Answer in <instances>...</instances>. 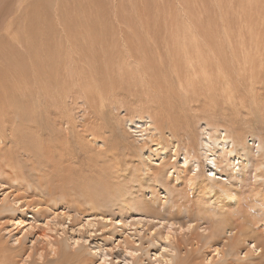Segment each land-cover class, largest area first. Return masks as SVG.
I'll return each mask as SVG.
<instances>
[{"label": "rangeland", "instance_id": "374dc122", "mask_svg": "<svg viewBox=\"0 0 264 264\" xmlns=\"http://www.w3.org/2000/svg\"><path fill=\"white\" fill-rule=\"evenodd\" d=\"M4 90L22 98L25 119L34 123L17 127L28 130L20 140L12 138L13 126L0 131V210L16 198L33 200L40 211L32 220L34 209L21 207L19 227L12 224L19 216L1 212L0 259L19 246L16 236L25 248L17 264H55L46 244L56 238L60 249L77 254L74 264H122L125 236L136 241L140 264H163V244L176 245L171 264L264 259V251L262 257L249 251V240L235 256L213 249L228 237V225L237 232L247 225L264 230V0H0V94ZM14 108L0 102L2 111ZM145 115L162 151H148L161 148L149 136L146 149L136 144L147 125L137 116ZM65 126L81 133L67 134ZM206 128L214 142L220 132L249 149L247 163L231 153L235 170L243 164L241 185L228 179L236 199L205 178ZM88 135L100 142H87ZM184 154L190 166L199 163L194 181L210 185L206 191L170 180ZM160 167L163 174L151 180ZM152 200H170L171 211L194 205L192 217L182 211L184 227L170 226L139 210ZM62 212L71 214L68 220ZM217 221L226 222L220 235L212 232Z\"/></svg>", "mask_w": 264, "mask_h": 264}, {"label": "bare ground", "instance_id": "6f19581e", "mask_svg": "<svg viewBox=\"0 0 264 264\" xmlns=\"http://www.w3.org/2000/svg\"><path fill=\"white\" fill-rule=\"evenodd\" d=\"M199 49H200V52H201V47H199ZM198 49V50H199ZM196 51H197V49H196ZM198 53V52H197ZM195 54V53H194ZM200 55V54H199ZM198 55V56H199ZM202 55V54H201ZM197 55H196V57H198ZM188 58H189V55H188ZM199 58V57H198ZM189 59H191V58H189ZM206 59V58H205ZM206 60H208V59H206ZM201 61V60H200ZM208 63V62H207ZM206 64V63H205ZM198 65H200V64H198ZM172 66V65H171ZM202 67V66H201ZM200 67V68H201ZM199 68V69H200ZM201 69H203V67L201 68ZM143 75V74H142ZM122 79V78H121ZM125 79V78H124ZM107 88V87H106ZM152 88V87H151ZM154 89V88H153ZM152 89V90H153ZM156 89V88H155ZM7 91V90H6ZM108 91V90H107ZM154 91V90H153ZM4 92H5V90H4ZM5 94H6V92H5ZM42 96H44V94L42 95ZM107 96V95H106ZM0 97L4 100H0V102H5V103H7L8 104V106L11 108L13 105H14V109H12V111L11 112H5V111H2L1 109H0V131H4L5 129H7V128H11L12 126L14 127V128H17V127H20V126H25V127H23V128H26V126L29 124H31L32 123V125H33V121H27L26 119H25V116H28V115H26L27 114V110L24 112L23 110H21V106L23 107V102H22V98H17L15 95H13V94H10V95H8V94H6V95H4V94H0ZM37 98V97H36ZM46 98V97H45ZM21 101V102H20ZM26 101V100H25ZM98 101V100H97ZM96 101V102H97ZM113 101V100H112ZM39 102H41L40 101V99H36V103H39ZM55 102H57V101H54V100H52V103L53 104H55ZM103 103H104V101H103ZM40 104V103H39ZM43 104V103H42ZM61 104V103H60ZM106 104V103H105ZM109 104V106H112L113 107V105H114V103H111L110 104V102L108 103ZM48 105V104H47ZM95 105H97V103H95ZM101 105V104H100ZM56 106H57V103H56ZM59 106V105H58ZM115 107V106H114ZM113 107V108H114ZM117 107V106H116ZM115 107V108H116ZM33 108H35V106L33 107ZM39 108H41V107H39ZM6 109H7V107H6ZM112 109V108H111ZM4 110V109H3ZM40 111V110H39ZM46 111V110H45ZM38 112V111H37ZM37 112H34V110H33V112H31V114H34V113H37ZM42 112V111H41ZM40 112V113H41ZM80 113V112H79ZM69 114V113H68ZM74 114V113H73ZM42 115V114H41ZM127 116H130V115H127ZM10 117H13L12 118V120H11V118ZM131 117V116H130ZM126 118V117H124V118H126V119H124L125 121H128V122H130V123H133V120L131 119V118ZM138 117V119H147V125L146 126H144L142 129H140L139 130V136L141 137V141H140V143H142V144H140V143H136V144H138V146L139 147H142V146H144L145 147V149H146V142H145V140L148 138L147 136H149V138L150 139H148V140H151L152 138H154V139H152L151 141H153V140H156L155 141V143L156 144H160V137H159V135L157 134V133H154V131H153V129L151 128V123L149 122V115H145V116H137ZM28 118V117H27ZM73 118V117H72ZM134 119V118H133ZM169 119V118H168ZM123 120V121H124ZM16 121V122H15ZM27 121V122H26ZM67 121V120H66ZM124 121V122H125ZM140 121V120H139ZM173 121V120H172ZM68 122H69V120H68ZM121 122V121H120ZM120 122H119V124H120ZM167 122H168V120H167ZM170 119H169V122H168V124H170ZM66 123V122H65ZM137 123V122H136ZM135 123V124H136ZM74 124V123H73ZM134 124V123H133ZM16 127H15V126ZM124 125V124H123ZM172 125V124H171ZM63 126V125H62ZM132 126V125H131ZM138 126H143V124H138L137 125V127ZM12 127V128H13ZM128 127V126H127ZM126 126H125V128L124 129H126L127 128ZM205 127H206V125H205ZM129 128V130H130V128L132 129V127H128ZM127 128V129H128ZM28 129V128H27ZM58 129H61V131L63 132V129L61 128V126L60 127H58ZM64 129H67V126H65V128ZM212 129V128H211ZM25 129H23V130H21L20 128H17L16 130H11L10 131V133H12L13 135H12V138L13 139H18V138H23L24 136H25V134L24 133H22V131H24ZM72 131V129H70V128H68L66 131H65V133H69V132H71ZM132 130H134V129H132ZM214 131H216L215 129H213ZM26 131H28V130H26ZM26 131H24V132H26ZM135 131V130H134ZM151 131H153V132H151ZM157 131H158V129H157ZM204 131H206L205 132V135L204 136H202L201 137V143H202V145H204V147H205V150H204V152H203V154H202V156L205 158V162L206 163H208V164H210V165H208V170H209V172L207 173V176L205 177L206 179H209V180H212L215 184L214 185H216L217 187H218V192H219V194H221V195H223L224 197H227V198H229V199H236L237 198V191H235L234 190V188L232 187L233 185L232 184H234V183H232V182H229L228 181V179H232V180H235V181H237V183H240V185H241V183H242V180L243 179H241V176H242V173L241 172H239L238 170H241L242 169V165L241 166H239L236 170L234 169V167H235V165H237L238 164V162L236 161V162H234V161H232V162H230V158H231V153L232 152H234V151H236L237 153L236 154H238L239 155V158H241L240 159V161H248V162H251V161H249V158L251 157L250 155H249V149L247 148V146H246V144H244V142L241 140V139H239V140H235L234 142L233 141H231V139H234V138H231V137H229V136H226L225 135V137L228 139V142L226 141V139H224V136L220 133V132H218V134L216 135V137H215V141H217V142H214L213 141V135H211V132H210V130L209 131H207V128L206 129H204ZM73 135H76V134H80L81 132H79V131H77V130H75L74 131V128H73ZM159 132V131H158ZM217 132V131H216ZM136 133V132H135ZM23 134H24V136H23ZM85 134V133H84ZM94 134V133H93ZM95 135V134H94ZM94 135H92V136H90L89 137V135H88V139L86 138V141L88 142V141H90V143L92 144V142H100V141H97V139H95L94 138ZM18 137V138H17ZM137 137V136H136ZM11 138V137H10ZM24 138H26V136L24 137ZM229 138H231V139H229ZM20 139H18V140H20ZM135 138H133V140H134ZM137 140L139 139V138H136ZM159 139V140H158ZM170 139H171V137H170ZM220 139V140H219ZM18 140H15V141H18ZM23 140V139H22ZM25 140V139H24ZM219 141H220V143L221 144H219ZM148 142V141H147ZM260 142V141H259ZM89 143V144H90ZM98 144V143H97ZM100 144H103L102 142L100 143ZM140 144V145H139ZM172 144V143H171ZM213 144H215V145H213ZM219 144V145H218ZM257 146H255V151L256 152H258L259 151V149L261 148V146H262V144H261V142H260V144L257 142ZM173 145V144H172ZM160 146H161V144H160ZM163 146V145H162ZM162 146H161V148L158 150V147H155L154 148V150H152V148H149V147H147V149H148V151L150 152V153H152V152H154V151H162ZM237 147V149H236V147ZM143 147V148H144ZM142 148V149H143ZM188 148V147H187ZM164 149V148H163ZM240 151H239V150ZM207 150H209V151H207ZM149 153V154H150ZM6 154V153H5ZM4 154V155H5ZM149 154H147L146 155V157L148 158L149 157ZM1 155H3V153L1 154ZM7 155V154H6ZM194 155H197L196 153L194 154ZM194 155H192V156H194ZM51 157V156H50ZM255 157V156H254ZM253 157V158H254ZM234 159V158H233ZM232 159V160H233ZM145 160V159H144ZM189 161H188V157H187V154H184L183 155V158H182V161L180 162V168H178V169H176L175 170V175L173 176L172 175V177L170 178L168 175V178H170V180L171 181H173L174 183H180V186H184L185 188H186V190H189V191H193V186H196V187H202L200 184H196V182L194 181V177L196 176V174L197 173H199V170H197V173H196V168H198V164L199 163H194V165L195 166H193V165H189V163H188ZM182 163V164H181ZM247 163V162H246ZM253 163V162H252ZM160 164V163H159ZM144 168L146 167V166H148L146 163H144ZM231 165H232V167H231ZM253 165L255 166L256 165V162H255V164L253 163ZM152 166H148V169H150ZM192 169V172L191 173H189V171ZM157 171H155V169L152 171L153 173H152V176H151V180H154V178H157L158 177V174H159V172H161L162 174H163V171H162V167H160V168H158V169H156ZM219 173H221V174H219ZM224 173H225V179H222V177H223V175H224ZM252 177H254V175L252 176ZM166 180H167V177H166ZM225 181H228L229 182V184L228 183H226ZM241 181V182H240ZM225 182V183H224ZM255 182H257L256 180H255ZM40 183V182H39ZM257 184V183H256ZM40 185V184H39ZM42 185V184H41ZM44 186V185H43ZM211 187L210 185H208V184H206L205 185V187ZM205 187H202V189L203 190H205L206 191V188ZM175 189V188H174ZM175 192L176 193H178V192H181L182 193V191L181 190H179V189H175ZM23 196V195H22ZM21 196V197H22ZM25 196V195H24ZM28 196V195H27ZM38 196V195H37ZM185 196V194L183 195V197ZM27 198V197H26ZM29 198V197H28ZM40 198H42L41 196H40ZM200 198H202V197H200ZM30 199V198H29ZM44 199V198H43ZM39 201V200H38ZM144 204V206L143 207H140V211H142L144 214H146L147 212H149V213H156V215L154 216V217H157L159 220H165V221H167L169 224H170V226H174V225H176L178 228H183L184 227V223H183V219H184V216H183V214H182V211H185L186 212V217L188 218V219H191V217H192V215L189 213L190 212V210L193 208V206L194 205H190V206H179L176 210H173V211H171V209H172V203H171V201L169 200V203L167 204V201H164V202H162V203H160L158 200H152L151 202L149 201V203L148 204H145V203H143ZM36 205H38V204H34V202H33V200H29L28 201V199H25L24 201H21L20 199H16V198H14V199H12L11 201L9 200V203H4L3 204V206H2V208H1V210H0V214H1V212H4V213H9V215H13V217H15V216H19V217H15L12 221H13V223L12 224H16V226L17 227H19L20 226V224L22 225V223L25 221L24 219V217L23 216H21L20 214H18V215H16V213L15 212H19V213H21L23 210L21 209V207L22 208H26V210H28V209H31V210H33L32 211V215H31V219L33 220V219H36L35 218V216H37L38 214L37 213H39V209H37V207L36 208H34V206H36ZM43 207V206H42ZM41 207V208H42ZM47 206H45V208H46ZM11 208H13V211H10V209ZM40 208V207H39ZM19 209V210H18ZM44 208H42V210H43ZM45 211V210H44ZM152 211H154V212H152ZM26 213V212H25ZM170 213V215L172 216V217H170L168 214ZM61 215L63 216V219H67L68 220V217H70V213H66V212H62L61 213ZM56 215L54 214L53 215V217H55ZM61 217V216H60ZM103 217H105V216H102V218ZM27 218H30L29 216L27 217ZM51 218V217H50ZM152 218V217H151ZM52 219V218H51ZM62 219V218H61ZM70 219V218H69ZM155 219V218H154ZM226 219H228V218H226ZM57 220H59V219H57ZM158 220V221H159ZM55 221V220H54ZM70 221V220H69ZM227 221V220H226ZM191 222H193V221H191ZM191 222H188V224H190ZM220 222V221H219ZM218 221H217V223L215 224H213V230L214 231H212V229H210L212 232H216V233H218V235H220V234H222V233H224L223 231H224V228H225V226H226V222L225 223H223L224 225H223V227H222V225H220V223H219ZM54 223V222H53ZM46 224H47V226H49V221H46ZM56 224V223H55ZM57 224H59V223H57ZM142 224V223H141ZM218 224V225H217ZM222 224V223H221ZM61 225V224H60ZM87 225H89V226H92V225H94V221H88L87 222ZM145 225V224H144ZM192 225V224H191ZM221 226V228H220V226ZM23 226H24V224H23ZM22 226V227H23ZM248 227H245L243 230H241V231H239V232H237L238 231V229L236 228V226L235 225H228V227H227V232H228V237H226V239L224 240V243L222 244V246H221V248L220 247H218V248H216V247H214L213 249L214 250H216L217 252H218V254H223V253H230V255L232 254V256H235L237 253H238V249H239V247L241 246V245H243L244 244V242H245V240H249V242L252 244L251 245V248H248L249 249V251L250 252H254V251H258V253L259 254H257V255H259L260 257H262V255H263V251H264V230H262L261 232L260 231H258L257 229H255L254 227H252L251 225H247ZM54 228H56V225L54 226ZM191 228V227H190ZM31 229V228H30ZM176 229V228H175ZM174 229V230H175ZM48 230H50V227H49V229ZM172 230V229H171ZM185 231H187V230H185ZM140 232V231H139ZM168 232V231H167ZM135 233V232H134ZM250 233V234H249ZM166 234V233H165ZM44 235V234H43ZM259 236V237H261V238H258V237H256V236ZM172 236V235H171ZM44 237H45V235H44ZM54 239V238H53ZM168 239V238H167ZM170 239V238H169ZM48 240V239H47ZM57 238L55 239V241L54 240H49L48 241V243L46 244L47 246H48V250H49V253H50V256L52 257V259H54V260H52L53 261V263H55V264H74L72 261H70L71 259H73V258H75L76 256H77V254H75V253H72L73 255H70V254H68L67 252H65V250L64 249H60V247H61V245H60V247L58 246V245H56L55 244V242L57 243ZM133 239H129V237L127 236H125L124 238H123V243H121L120 245H119V247H120V249H122V251H123V253H125L124 254V256H123V258H122V264H140V257L138 258L137 257V251L139 250L137 247H135V244H137L136 243V241L134 242V241H132ZM17 241V243L19 244V246L18 247H16V248H14V247H11V250H13V252H12V254L10 253L9 255H3V257L0 259V264H17V262H18V258H17V256L20 258L19 259V261H21V258H22V252L24 253V251H25V248L24 247H22L20 244H21V242H22V239L21 238H19L18 236H16L15 237V242ZM46 241V240H45ZM218 241L219 240H216V241H214L216 244L218 243ZM164 242V241H163ZM167 242V241H166ZM162 245V244H161ZM164 246H162V248L161 249H163V253L161 252V253H158V255L160 254V256H161V259L163 260V264H171L172 262H173V260H174V258H176V256H177V254H178V252L176 251V245H169V244H163ZM122 247V248H121ZM224 248V249H223ZM8 254V253H7ZM109 253H107V250L104 252V254H103V257H105V256H107ZM2 255V254H1ZM38 255H40V256H42L44 259H46V257L45 256H43V254L40 252ZM229 255V256H230ZM26 256H28L29 258L32 256V255H30L29 253L26 255ZM225 256V255H224ZM15 257V258H14ZM136 258H137V260H136ZM76 260V262L78 263V262H80L81 261V258H76L75 259ZM33 261H34V258H33ZM32 261V262H33ZM47 261V260H46ZM46 261L44 262V263H41V264H46ZM259 261H261V260H258V261H256L255 263H253V264H264V259L261 261V262H259ZM35 262V261H34ZM103 262H104V260H103ZM49 263H50V261H49ZM35 264H36V262H35ZM101 264V263H100ZM104 264V263H103ZM227 264H234L233 262H230V261H228L227 262ZM245 264H249L248 263V261L245 263Z\"/></svg>", "mask_w": 264, "mask_h": 264}]
</instances>
